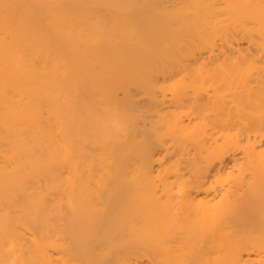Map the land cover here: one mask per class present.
I'll list each match as a JSON object with an SVG mask.
<instances>
[{
    "label": "bare ground",
    "instance_id": "1",
    "mask_svg": "<svg viewBox=\"0 0 264 264\" xmlns=\"http://www.w3.org/2000/svg\"><path fill=\"white\" fill-rule=\"evenodd\" d=\"M0 264H264V0H0Z\"/></svg>",
    "mask_w": 264,
    "mask_h": 264
}]
</instances>
